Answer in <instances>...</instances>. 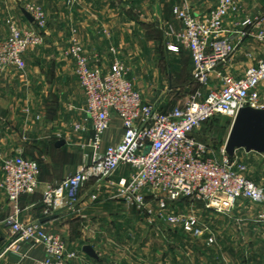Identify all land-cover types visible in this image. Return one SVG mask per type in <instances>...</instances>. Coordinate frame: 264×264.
<instances>
[{
  "label": "built area",
  "instance_id": "obj_1",
  "mask_svg": "<svg viewBox=\"0 0 264 264\" xmlns=\"http://www.w3.org/2000/svg\"><path fill=\"white\" fill-rule=\"evenodd\" d=\"M214 1L215 5L203 14L194 12L187 2L173 8L182 27L176 30L169 26L173 40L168 49H189L194 81L199 86L183 105L170 110L144 100L122 61L117 59L106 69L90 59L77 39L64 50V55L75 61V72L86 97L85 111L94 129L93 154L73 174L47 183L41 200L45 216L73 208L92 181L110 182L118 197L140 209L155 203L165 211L183 200L194 199L208 209L229 212L241 197L264 202V186L245 173L247 165L239 159L238 150L231 160L225 143L217 158L209 144L194 136L203 124L219 115L234 121L244 107L264 108V61L252 64L241 75L225 67L248 38L264 42L263 21L247 17L234 23L235 29L230 28V17L240 12L238 2ZM23 8L34 21L27 29L15 20L9 21V35L0 39V78L10 66L24 70L28 49L43 42L45 11L34 4ZM212 75L221 82L213 85ZM114 116L122 122V139L102 150L103 137ZM125 165L133 170L115 179ZM0 166V188L14 203V213L7 218L12 233L22 241L44 245L46 256L39 264H70L77 253L69 250L61 235L39 222L26 223L19 218L21 197L39 188V162L0 151ZM92 197L96 199L97 195ZM169 221L182 224L189 232L201 233L194 216L171 215Z\"/></svg>",
  "mask_w": 264,
  "mask_h": 264
},
{
  "label": "crops",
  "instance_id": "obj_2",
  "mask_svg": "<svg viewBox=\"0 0 264 264\" xmlns=\"http://www.w3.org/2000/svg\"><path fill=\"white\" fill-rule=\"evenodd\" d=\"M22 1L0 0V30L4 29L0 31V38L8 36L10 20H15L22 27L32 26V22L22 12ZM189 1L193 11L200 14L206 13L215 5L214 0ZM166 2L68 0V7H64L63 11L46 12L48 25L43 33V45L46 49H39L33 54L27 52V67L24 70L10 66L2 74L0 151L4 155H24L37 160L41 169L37 192L24 195L20 199L21 221L41 223L47 217L41 202L47 183L73 174L93 154L91 144L94 140V129L92 120L85 111L86 97L75 72V61L66 57L63 49L77 39L90 59L107 69L113 63L112 49L115 45L129 44L131 38L134 43L140 37V42L143 38L145 44L148 42V47L143 46L144 50L139 47V52L142 56H147L152 42L147 28L151 27L155 15H158L161 23L175 21L181 24L173 17L171 7H167ZM237 2L240 12L230 17V28L235 29L234 23L247 17L261 18L264 26V0ZM137 29L139 34H136ZM134 45L136 48L137 45ZM182 49L179 52L170 51L173 54L171 59H184V62L172 66L170 87L172 82H176L178 86H189L194 90L199 85L194 81L191 54L189 53L188 59L181 58ZM259 60L264 61V42L250 37L225 67L235 75H241ZM33 61H36L35 66ZM78 87L82 92L79 100L73 94ZM62 95H67L72 100L69 110L75 107V113L57 110L56 100ZM145 100L162 108L160 98L146 97ZM122 136V122L114 116L111 128L103 137L102 150L118 143ZM59 141H64V144L58 145ZM252 152L255 151H246L243 158H250ZM132 170L130 166H123L115 179L129 174ZM2 177L0 166V180ZM94 194L97 195L96 199L92 197ZM13 213L14 203L0 188V237L3 238L0 244V264H39L46 256L44 245L22 241L12 233L7 218ZM54 215L55 218L41 224L61 235L69 250L77 253L70 264H264V230L250 228L249 231L247 226H238L240 235L247 237L241 259H236L239 251L234 240L224 245L219 244L220 246L205 245L201 240L185 237L182 230H156V234L162 238L172 235L183 240L173 248L163 243L158 249L148 240H144L142 245L128 243L130 237L134 239L135 236L147 237L153 234L146 225L152 214L149 211H138L136 207L127 204L118 197L116 188L108 181H92L87 184L77 205ZM141 222H146L143 227ZM211 228L214 229L212 225ZM250 232L253 236H250ZM227 234L233 238L235 231L228 227ZM88 245L94 248L97 257L84 251V247ZM218 248L226 252H221V255Z\"/></svg>",
  "mask_w": 264,
  "mask_h": 264
},
{
  "label": "rangeland",
  "instance_id": "obj_3",
  "mask_svg": "<svg viewBox=\"0 0 264 264\" xmlns=\"http://www.w3.org/2000/svg\"><path fill=\"white\" fill-rule=\"evenodd\" d=\"M165 1H167V7H171L170 9L172 10V14L174 7L182 6L186 2L190 5L189 0ZM28 4L37 5L41 7L45 11V13H48V11L51 12L53 10L63 11L64 7H68V0H23L20 6L25 7ZM190 7L192 6L190 5ZM173 17L175 18L174 14ZM170 25H172L176 30L181 29L182 27V24H178L175 21H166L161 23L158 15H155L151 27L147 28L148 35L150 33L152 37L151 48L149 49L150 53L148 52L149 54L147 53V56H142L139 52V47L142 50H144L143 46L147 45L148 47V42L145 44L143 38L142 42H140V37H137V40H134V43L137 45L136 48L134 43L132 42L133 38H131L129 44L120 43L118 45H115V47L112 49L114 55V59L112 62L118 59L125 64L128 78L133 82L135 87L142 92L144 100L146 99V97L160 98V101H162L161 106L164 109H171L174 106L182 104L189 98L191 92H193L191 87L178 86L176 82H172V85L170 87V74L173 75L172 66L175 64L177 65L178 62H184V59L175 61L174 59L170 58L171 56H173V54H171L168 49L169 42L173 40V36L168 33ZM24 28L27 29V27ZM45 29L43 30V33ZM137 30L138 31H136V34H139V29ZM43 43L44 42L39 45L31 46L27 52L33 54L39 49H46ZM182 48L183 49L180 52V57H186V59H188V55L191 54L189 49H187L186 47ZM65 49H63V52ZM32 64L33 66H35L36 61H33ZM219 82L221 81L212 78L213 85L218 84ZM73 94L74 98H77L79 100L82 94L81 89L78 87L76 89V93ZM56 102L58 103L57 110L62 109L64 111H67L69 114H73L75 113V111H77L75 110V107L72 108V110H69L72 104V100L69 98V96L67 97V95H62L61 97L59 96ZM232 124L233 121L230 117L226 115H219L209 122L203 124L200 129L195 131L194 136L197 137L199 141L209 144L213 149L214 155L219 158L220 147L227 142ZM245 152L246 151L244 149L238 150L239 159L247 165L245 173L249 177L254 179L259 185L264 186V155L258 152H252L250 153V158H243ZM87 160H85V162ZM131 206L136 207L138 211H149V214H152L151 218L148 220V223L141 222V225L143 227V224L146 223V225L151 228L153 233L152 235H148L147 237L135 236L134 239H132L131 237L128 238L129 241L127 240V242L133 245H142L146 240H148V242H151V244L158 249L163 243L173 248V246L183 240L172 235L168 236V238H162L159 234H156V230L158 232L182 230L185 233V237H191L190 239L201 240L205 245H224L227 244L230 240H234L238 244L237 250L239 251V256L236 257V259H241L242 256L240 255L243 253V247H245V240L247 239V237L240 235L238 226H247L246 229H248L249 231L250 228L264 230V202L256 203L245 197L239 198L236 202L235 207L229 212H219L213 209H208L204 205V203L194 199L183 200L179 203H176V205L169 207L165 211H161L155 203L152 204V207L150 205L147 208L149 210L140 209L135 205ZM171 215H181L182 217L194 216L198 220V223L196 225L197 228L201 230V233L198 235L195 232H189L183 228L182 224H174L170 222L169 216ZM211 225L214 228L213 230L211 228ZM227 226L233 228V230L235 231V236L233 238L228 236ZM149 227H146V229H148ZM150 228L148 230H150ZM249 234L250 236H253L251 232ZM211 239H213V241H211ZM185 243L187 242L185 241ZM241 244H244V246H242ZM222 247L224 248V246ZM217 251L222 255L221 252H223L224 249L218 248ZM218 257L219 255H217V258Z\"/></svg>",
  "mask_w": 264,
  "mask_h": 264
},
{
  "label": "water",
  "instance_id": "obj_4",
  "mask_svg": "<svg viewBox=\"0 0 264 264\" xmlns=\"http://www.w3.org/2000/svg\"><path fill=\"white\" fill-rule=\"evenodd\" d=\"M22 12L29 21H34L27 10L22 9ZM57 144L63 145L64 141H59ZM240 149H245L247 152L255 151L264 155V108L244 107L233 121L226 142V151L231 160L234 159L236 151ZM55 217L56 215L48 216L42 219L41 223ZM2 241L3 238L0 237V244ZM84 251L92 257H97V253L90 245L85 246Z\"/></svg>",
  "mask_w": 264,
  "mask_h": 264
}]
</instances>
